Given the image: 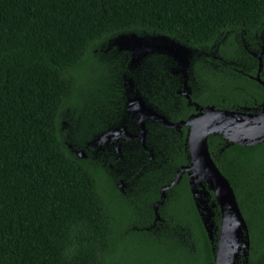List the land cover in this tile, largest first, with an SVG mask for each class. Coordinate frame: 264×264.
<instances>
[{
    "label": "trees",
    "instance_id": "trees-1",
    "mask_svg": "<svg viewBox=\"0 0 264 264\" xmlns=\"http://www.w3.org/2000/svg\"><path fill=\"white\" fill-rule=\"evenodd\" d=\"M263 23L264 0H0V264H213L220 214L207 185L212 240L186 174L165 191L159 219L152 209L189 163L186 127L146 120L144 148L134 159L124 143L123 162H112L117 179H107L99 136L140 132L129 96L172 123L193 112L177 94L183 78L171 56L132 62L117 42L134 35L194 50L191 101L254 113L264 88L223 61L234 35ZM207 145L247 225L246 264H264V142L228 145L213 134ZM119 181L146 199L137 221L120 219L132 194Z\"/></svg>",
    "mask_w": 264,
    "mask_h": 264
},
{
    "label": "water",
    "instance_id": "water-1",
    "mask_svg": "<svg viewBox=\"0 0 264 264\" xmlns=\"http://www.w3.org/2000/svg\"><path fill=\"white\" fill-rule=\"evenodd\" d=\"M120 39L121 41L117 43L122 44L123 47L132 52L133 62L147 52L159 50L165 51L175 58L181 64L182 72L187 65L189 49L178 43L164 41L159 38L142 39L134 35L124 39L121 37ZM255 80L264 88L263 80H260L258 76ZM125 86L131 88L129 80L125 81ZM187 91L185 85L184 92ZM186 98H188V95H186ZM126 110L132 116H137V124L140 130L138 137L142 142L145 134L144 122L148 119L159 121L169 128L179 129L182 126L187 128L189 163L180 166L174 179L160 189V199L153 205L155 220L159 219L157 208L165 197V191L176 185L182 175L186 174L193 203L198 210L201 223L210 240H212L213 234L211 207L214 205L209 207L207 204L205 197L208 190H206L204 184L212 192L219 209L220 224L213 264H238V260L241 261V264H246L249 248L247 225L229 181L220 172L210 156L207 138L209 135L219 134L228 145L241 146H254L264 142V106L257 112L250 113L218 109L209 105L199 107L195 104L196 113L190 114L185 120L172 123L146 106L139 96L132 94L127 98ZM120 132L125 135L129 134L125 127L109 129L99 136L97 143L101 144L109 133L118 134Z\"/></svg>",
    "mask_w": 264,
    "mask_h": 264
},
{
    "label": "flooded vegetation",
    "instance_id": "flooded-vegetation-1",
    "mask_svg": "<svg viewBox=\"0 0 264 264\" xmlns=\"http://www.w3.org/2000/svg\"><path fill=\"white\" fill-rule=\"evenodd\" d=\"M235 44L231 47V53L230 55L223 61L222 57H214L218 58L220 61H223V64L226 66H229L234 72H238L240 74H243L245 76H248L255 80L256 76L259 77L260 80L264 81V23L261 28V31H241L239 34H236L232 37ZM231 46V44L229 43ZM118 48L120 50H126L128 49L126 47H123L122 44H117ZM194 50H189V55L187 56V65L184 68V71L182 72V66L180 63L177 62L175 58H173L171 55L166 53L165 51H151L147 53H153V52H164L167 55L171 56L179 66V70L177 71L182 75L183 82H182V88L177 91L178 95H181L186 100L187 104L190 105L193 108L192 113H196L197 110H195V102H192L190 99V96L192 95V89L191 86L188 85L189 80L192 82V56L194 54ZM130 52V51H128ZM146 53V54H147ZM131 58H132V52H130ZM144 56V55H142ZM197 57V56H196ZM132 61V59H131ZM133 62V61H132ZM253 66H255L254 75H249L248 71L253 69ZM229 75H232L229 73ZM261 76L263 79H261ZM191 79H190V78ZM256 81V80H255ZM188 89L187 92H184L185 85ZM257 82V81H256ZM195 86V89H197V85L193 83ZM197 91V90H196ZM186 95H188V98H186ZM190 101V103H189ZM198 105V104H197ZM199 106V105H198ZM207 106V105H206ZM264 105H261V107ZM204 107V106H199ZM261 107L255 108L256 111H258ZM137 117V116H136ZM139 133H132L129 132L128 135H125L123 133H109L104 140L99 144V156L102 158L104 164L107 166L108 170L112 169V162L115 164H120L123 162L122 158L120 157V148L121 146L126 143H131V150L133 152L132 158L136 159V154L138 151V144L140 143L141 146L144 148V141L142 142L140 138L138 137ZM70 146V145H69ZM78 155L81 158H85L87 155L85 152H79ZM115 170V169H114ZM116 171V170H115ZM124 185L123 181H119V183L116 185L117 188L122 191V186ZM123 192V191H122ZM152 204V209H153ZM154 213V211H153ZM155 215V214H154ZM250 242V241H249ZM249 248L247 250V260L249 257ZM247 262V261H246Z\"/></svg>",
    "mask_w": 264,
    "mask_h": 264
},
{
    "label": "rangeland",
    "instance_id": "rangeland-1",
    "mask_svg": "<svg viewBox=\"0 0 264 264\" xmlns=\"http://www.w3.org/2000/svg\"><path fill=\"white\" fill-rule=\"evenodd\" d=\"M106 174L108 177L107 179H110V180H116L117 179L116 178V171L114 169L106 171ZM112 182H114V181H112ZM103 183H104V180H103ZM118 183L119 182H115V185H117ZM110 184H108V190L109 189L111 190V188H112V184L111 185ZM129 187H130L129 184L124 183V185L122 186L123 193H130ZM130 194H132V195H128V199H127L129 201L128 202L129 207L126 208V211H124V212L122 211L120 213V219L122 221L123 220L128 221L131 218L130 215H132V214L135 217L134 221H137L141 217V215H143V212L147 210L146 199L144 197H142L141 194H139L135 191H132Z\"/></svg>",
    "mask_w": 264,
    "mask_h": 264
}]
</instances>
